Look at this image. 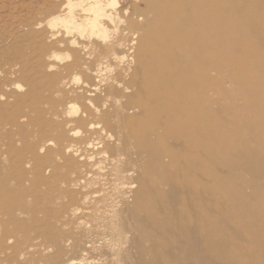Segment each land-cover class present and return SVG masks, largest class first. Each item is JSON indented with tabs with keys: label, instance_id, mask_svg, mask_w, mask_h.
I'll list each match as a JSON object with an SVG mask.
<instances>
[{
	"label": "bare ground",
	"instance_id": "1",
	"mask_svg": "<svg viewBox=\"0 0 264 264\" xmlns=\"http://www.w3.org/2000/svg\"><path fill=\"white\" fill-rule=\"evenodd\" d=\"M51 15L55 44L69 50L63 65L61 55L47 62L58 68L53 81L68 85L73 71L85 81L73 90L81 107L62 94L53 118L39 117L42 143L27 172L43 182L51 172L57 217L74 221L54 239L58 252H74L68 264H264V0H62ZM19 62L6 74L25 72ZM9 155L0 145L2 183L13 177ZM218 202L249 218H226L250 242L240 252L235 236L214 244ZM106 219L119 225L113 243ZM18 225L0 205V264H39L31 260L42 246Z\"/></svg>",
	"mask_w": 264,
	"mask_h": 264
},
{
	"label": "rangeland",
	"instance_id": "2",
	"mask_svg": "<svg viewBox=\"0 0 264 264\" xmlns=\"http://www.w3.org/2000/svg\"><path fill=\"white\" fill-rule=\"evenodd\" d=\"M61 1L0 0V145L9 150L10 155L5 162L8 166L13 164L12 167L14 168L12 169L13 177H10L4 183L0 182L3 195L6 196L4 199L0 198V205L6 206L20 215L21 225L14 228L20 236H28L34 239L35 243H40L42 246V255H35L31 260L32 262L34 260L39 261V264H68V261L74 256V252L70 249L58 252L54 243L58 228L62 227L68 230L74 225V221L68 219L66 215L61 216L60 220L57 217L58 209L55 205L57 194L53 189L54 181L51 177V172L47 171L45 173L48 182L41 181L39 176L33 172H27V170H31V167L35 165L31 148L39 146L42 143V127L39 117L45 114L47 118L52 119V109L62 94L69 95L72 103L81 107L80 101L73 98V90L83 91L81 88L84 86V74L79 71L65 72L64 75L67 77L66 80L70 81L69 84L64 85L59 82L60 84L57 85L53 81L52 74L58 68H51L47 65V62L55 55L62 56V60L56 61V63L58 66L63 65L67 61L66 54L69 53L68 48L64 44H55V40L60 38L61 35H53L56 32V28L50 27L47 23L48 19L52 16L51 14L60 7ZM36 47L40 49L35 51ZM19 49L25 53L21 57L18 56L21 52ZM80 51L82 55H85L86 51L84 47H80ZM21 60H24L27 64L25 72L20 73L12 70L6 74L5 71L10 70L11 63H17L14 69L18 70L22 64L19 62ZM227 84L229 86L230 83ZM32 87L36 91H31ZM214 95V97H217L216 94ZM239 103H242V101H239ZM214 109L218 110L215 104ZM11 114H17L16 122L11 120ZM224 115L226 117V114ZM224 115H222V112H218L217 114L221 119ZM68 118L70 117L64 115V120ZM48 147L52 148L53 146L50 144ZM40 153L46 154L47 151L40 150ZM220 165L216 167V172L218 173L219 171L218 174L222 177L225 175L224 178L227 176L229 178L230 173H226L228 168L223 166V164L222 167ZM22 170L26 171L24 178L19 177V171ZM262 182L264 184L263 180ZM248 185L244 186V190H246V192L244 191V195L247 198L252 197L250 194L253 195L254 193V189H251L252 187ZM215 193L216 190L214 189V199L218 194L215 196ZM215 203L214 205L216 206ZM218 205L228 208L225 202L221 204L218 202L215 210H223L224 212H221L224 213V216L222 213H220L222 216L219 215V212H215L214 210V219L216 220V222L214 220V235L217 231L216 237L214 236V244L219 249L222 246L221 243L225 242L224 240H227V238L228 240H232L235 236L237 240L234 241L235 238H233L232 242L236 243L239 247L234 248V250L240 252L239 248L241 246L239 244L243 245L245 242L246 244L250 242L247 241L248 239L240 238V232H236L234 226L232 227L233 224H230L231 221L226 219L231 211L220 208ZM236 213L237 211L232 212L233 216L229 214L228 218L235 219L238 215V218L243 221L249 219L240 212L237 215ZM81 217L84 219L83 216ZM218 217L219 220L217 222ZM117 228H119V225L113 226L111 220L106 219L102 227L106 242H115L118 238L116 235ZM226 234L227 237H225ZM232 242L231 245L233 244ZM234 246L233 244L232 247ZM103 250L107 253L109 252V248ZM101 253L100 249L95 251L94 257L100 258ZM110 258H106V256L102 257L103 261L101 260L97 264H111ZM205 258L207 260H204ZM205 258L199 261H204L203 264H215V262L216 264H222V260L218 261V259H215L213 261L211 259L210 261L209 258ZM199 261H197L198 264ZM183 262L185 264H188L186 262L192 263L191 261L182 260L180 264H184ZM118 264H125V260H120ZM200 264L202 263L200 262Z\"/></svg>",
	"mask_w": 264,
	"mask_h": 264
}]
</instances>
